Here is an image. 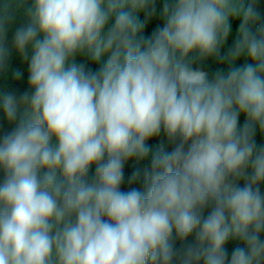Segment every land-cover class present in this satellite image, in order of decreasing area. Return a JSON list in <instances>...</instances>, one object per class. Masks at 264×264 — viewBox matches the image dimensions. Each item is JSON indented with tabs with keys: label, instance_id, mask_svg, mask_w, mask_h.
<instances>
[{
	"label": "clouds",
	"instance_id": "9594fccd",
	"mask_svg": "<svg viewBox=\"0 0 264 264\" xmlns=\"http://www.w3.org/2000/svg\"><path fill=\"white\" fill-rule=\"evenodd\" d=\"M260 5L2 0L0 71L15 49L28 88L0 100V264H264Z\"/></svg>",
	"mask_w": 264,
	"mask_h": 264
},
{
	"label": "trees",
	"instance_id": "16d2710c",
	"mask_svg": "<svg viewBox=\"0 0 264 264\" xmlns=\"http://www.w3.org/2000/svg\"><path fill=\"white\" fill-rule=\"evenodd\" d=\"M245 3L248 2V0H244ZM0 3H2V0H0ZM261 11L264 12V0H261V5H260ZM139 19L143 21L144 15L140 14ZM159 22L158 21H151L146 24L145 28L142 30V32L138 33V38L139 37H148L151 35L152 31L155 29ZM233 36L235 33V29L239 24V20H234L233 22ZM11 36L12 33L9 32L8 34V40L7 43L10 46L11 45ZM233 36L229 37V40L227 42V46H231L232 41H233ZM78 63H85L86 61L84 58H78ZM245 61L241 59L238 61V64H243ZM249 63L251 61H248ZM87 67L91 68L92 70H96L98 68V65L94 62L87 61ZM219 68H226V65L215 63L212 61L207 62L206 64V69L210 72L215 71ZM28 63L26 60H24L19 53L15 51V49H11L9 58L7 61V68L6 70L0 71V100L3 99V97L6 94H14L17 97H19L21 94H23L24 91L27 90L28 88ZM24 109L21 108L20 111H23ZM245 117L241 115L239 124L242 126L244 123ZM14 127V124H10L6 118L4 117V114L2 110H0V135H3L6 132L11 131V129ZM256 141L258 145H264V133L260 132L257 130L256 134ZM147 146L150 149V154L149 157L143 161H141L139 164H136L133 160H129L125 163L124 166V175H125V181L122 184L121 188L123 191L128 190L129 188L136 187V188H142V184L137 182L133 184H128V179L131 177L133 171L139 167V168H144L148 167L150 165V160H151V155L154 154L155 152L163 149L165 151H171L172 145H170L165 136L161 134L158 137H153L149 139L146 142ZM94 168L95 166L93 165L92 168L89 170V177L94 173ZM0 179H2V173H0ZM261 191L264 192V184L261 185ZM264 235V234H262ZM242 246L241 242L239 240H230L226 244V248L229 252L236 247V246Z\"/></svg>",
	"mask_w": 264,
	"mask_h": 264
}]
</instances>
